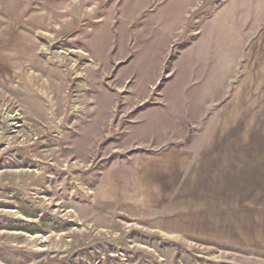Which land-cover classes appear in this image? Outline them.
<instances>
[{"label": "rangeland", "instance_id": "rangeland-1", "mask_svg": "<svg viewBox=\"0 0 264 264\" xmlns=\"http://www.w3.org/2000/svg\"><path fill=\"white\" fill-rule=\"evenodd\" d=\"M0 264H264V0H0Z\"/></svg>", "mask_w": 264, "mask_h": 264}]
</instances>
